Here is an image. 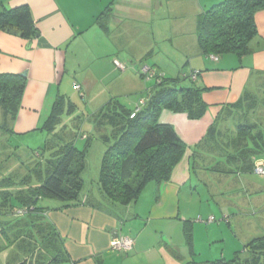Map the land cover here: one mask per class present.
<instances>
[{"label":"crops","instance_id":"crops-1","mask_svg":"<svg viewBox=\"0 0 264 264\" xmlns=\"http://www.w3.org/2000/svg\"><path fill=\"white\" fill-rule=\"evenodd\" d=\"M222 1L0 0V10L28 6L39 32L33 40L0 32V74L27 78L9 137L39 133L52 116L57 99L70 96L72 100L74 94L67 88L72 79L73 88L81 87L76 88L81 100L88 101L90 107L97 104L90 119L94 129H108L110 135L115 133L114 128L96 117L112 99L135 110L155 92L160 84L158 77L182 80L192 73H197L196 80L184 81L206 89L202 99L208 110L201 119L193 120L186 113L168 109L161 112L160 123L173 125L187 145L169 182L149 183L139 200L126 207L107 201L98 183L95 191L85 187L83 205L63 208L59 201L45 206L49 208L46 218L65 241L68 264L231 261L250 241L264 237V203L256 201L264 197V181L252 179L255 161H264V154L256 153L264 148V105L251 111L238 106L246 97L264 103V10L256 15L258 35L251 43L250 54L242 58L235 54L205 55L198 41V20ZM108 8L110 11L103 15ZM145 68L155 76L149 78L143 73ZM173 71L178 75L173 76ZM123 98L125 103L120 100ZM69 106L58 130L67 139L76 138L85 144L91 135L77 124L85 112H80L76 102ZM246 123L255 129L240 133L239 126ZM106 136H101L105 147ZM87 170L88 162L84 174ZM205 206L228 220L235 237L242 233V216L256 210L255 217H260L257 234L239 237L235 250L227 252V228L223 224L209 225L206 232L219 233L214 239L222 243L221 250L213 253L210 247L204 254L203 215L209 212ZM119 236L135 241L130 252L113 251L112 241ZM241 245L242 250L238 248ZM11 254L10 249L0 253V264H13L7 262Z\"/></svg>","mask_w":264,"mask_h":264},{"label":"trees","instance_id":"trees-1","mask_svg":"<svg viewBox=\"0 0 264 264\" xmlns=\"http://www.w3.org/2000/svg\"><path fill=\"white\" fill-rule=\"evenodd\" d=\"M263 10L264 0H223L205 11L199 17L197 31L202 52L209 56L235 54L239 58L250 54L251 43L258 35L256 15ZM109 11L106 9L103 15ZM0 32L25 40H33L39 34L28 6L0 10ZM158 79L160 84L156 85L151 97L144 100L145 105L134 118L131 115L137 108L129 109L119 99L110 100L98 113V121H107L115 131L106 136L108 141H105L98 177L100 192L112 205L126 207L136 203L149 183L162 185L169 182L182 161L187 145L173 125L160 123L163 109L186 113L193 120L201 119L208 110L202 99L206 89L182 83L184 80L193 82L191 75L182 80ZM26 85L27 78L23 75L0 74V104L5 112H12L13 120L18 116ZM60 99L42 128L53 137V141L48 140L39 148L50 154L45 160L46 167L43 169L40 162L32 175L17 182L11 177L0 178V188L7 186L6 191L0 192L3 200L0 209L6 208V214L0 213V253L13 247L26 253L24 260L15 264H29L44 258L45 254L50 256L49 262L68 260L65 241L46 218L49 208L40 207L39 203L53 199L62 202L63 208L85 203L83 174L92 147L91 138L79 148L76 138L67 139L62 130H58L65 112ZM260 104L264 105L259 98L246 97L238 106L251 111ZM254 129L255 126L249 123L239 126L240 133ZM260 149L256 153L264 154V148ZM187 237H191L189 230ZM244 252L247 256H242ZM206 264H264V237L250 241L231 261L217 259Z\"/></svg>","mask_w":264,"mask_h":264},{"label":"rangeland","instance_id":"rangeland-1","mask_svg":"<svg viewBox=\"0 0 264 264\" xmlns=\"http://www.w3.org/2000/svg\"><path fill=\"white\" fill-rule=\"evenodd\" d=\"M171 74H173V76H177L178 72L173 71L171 72ZM185 82V81H184ZM183 82L184 86H188L190 83L189 81H186L185 83ZM68 91L70 92V94H74L71 100V97H65L63 96L60 101H62V104L65 106V112L67 108H70V103L72 102H76L77 105H79L81 107L80 112H85V117L83 116V118L81 119V121L79 123H77L79 125V128H81V131L83 130L84 132H88L87 134L91 135V143H92V147L91 150L89 152L88 155V170L86 171L85 175V183H86V187L90 188L95 191L97 188V183H98V173L100 172V167H101V154L104 151V149L106 148L104 143L102 142L101 136L102 135H110V132H108L107 130H104L103 128L101 130H95V126L93 125L92 122H90V119L93 120V114L96 112L95 109H93V106H96L97 104H93V106L90 107L89 102L88 101H82L80 98V95L77 93V89L76 87L73 88V79L72 81L69 82V84L67 85ZM129 98H134V96H131ZM126 98L120 99L123 103H125ZM58 101V99H57ZM56 101V102H57ZM128 105V104H127ZM90 117V118H89ZM89 118V119H88ZM64 118V114L61 117V121H63ZM97 119V117H96ZM12 121H13V114L11 111L5 112V109H3L2 105L0 104V178H13V180H16V182L18 180H22L20 179V176L26 174V175H32L34 173L35 168L38 166V164L40 162H42V168L44 169L46 167V163L45 160L49 157V153H45V155H43V149H39L42 148L46 145V143L51 142L53 140V137L51 134L48 133L47 129H41V131L43 132H39V133H34L31 134L29 136H26L25 138H18V137H9L8 130L11 128L12 125ZM48 121V120H47ZM63 133V132H62ZM65 136V135H63ZM51 140V141H50ZM79 148H83V144L84 142H76ZM34 150V152H33ZM38 150V153L35 151ZM39 153H41L42 155H39ZM262 160V159H260ZM263 161V160H262ZM264 162V161H263ZM41 168V167H40ZM252 179L254 181H264V175H256L254 174L252 176ZM7 190V186H1L0 188V192L1 191H6ZM204 192V191H203ZM205 193V192H204ZM203 193V198L205 199V194ZM203 199V200H204ZM15 200V199H14ZM2 198L0 196V204L2 203ZM16 201V200H15ZM53 201V202H52ZM256 201L259 204L264 203V197L261 198L260 200L256 199ZM59 201L57 200H41L39 203L40 207H44L46 205H48V203H57ZM9 208V207H8ZM6 209V208H5ZM0 209V213L2 214H6L5 210ZM205 211H209L210 208L208 206H205L204 208ZM256 210L251 209L249 212L250 216H242L240 223H241V232L240 233V238H246L248 237V235L254 236L253 234H257L258 232V228H259V221H260V217H255V213ZM0 214V215H2ZM253 214V215H251ZM204 220H203V252L204 254H206L207 252L209 253V249L210 247L213 248V253H217L218 249L219 252L221 250V245L222 243H217L216 239H214V236L216 234V232L211 231V234H208L206 232V227H208L209 225H214V226H218L220 224H223L227 230H224L225 232V237L226 240H228L227 244H226V250L227 252H229L230 250H235L233 246H237V241L239 242V237H235V234L233 233V230L231 228H229L228 226V220L223 219V217H220L219 214L214 213V212H208L205 215H203ZM2 217V216H1ZM211 217H215L216 221L215 222H207L210 220ZM199 217H197L198 219ZM1 219V218H0ZM253 229H255V233L253 232ZM232 235V236H231ZM233 239H236L232 244H230ZM210 243V245H208V243ZM244 245H241L238 248H241L240 250L243 249ZM12 252V256L9 255V257L7 258V262L11 261V263L15 264L18 260L19 261H23L24 258L26 257V253H23L18 247H13L10 249ZM114 252H117L115 250H113ZM119 253V252H118ZM44 256V255H42ZM219 256V253H218ZM230 258H232V256L230 255ZM50 261V256H48L47 254H45L44 258L38 259V260H34L31 261V263L29 264H68L67 260H63L60 262H49ZM8 264V263H7Z\"/></svg>","mask_w":264,"mask_h":264},{"label":"built area","instance_id":"built-area-1","mask_svg":"<svg viewBox=\"0 0 264 264\" xmlns=\"http://www.w3.org/2000/svg\"><path fill=\"white\" fill-rule=\"evenodd\" d=\"M216 57H213V59H215ZM143 73L146 74L147 76H149V78H152L155 76V74L145 68L143 70ZM197 78V73H192L191 74V79L194 81ZM75 87L78 90H81V87L79 85H75ZM145 105V101H142L139 105V107H137V110L135 112L132 113L131 118H134L136 116V114L142 109V107ZM254 172L257 175H264V162L262 160H256L255 161V168H254ZM216 219L215 217H211L209 221L207 222H215ZM135 245V241L129 237H124V236H119V237H115L112 241L111 247L113 250L120 252V253H128L130 252L133 247Z\"/></svg>","mask_w":264,"mask_h":264}]
</instances>
